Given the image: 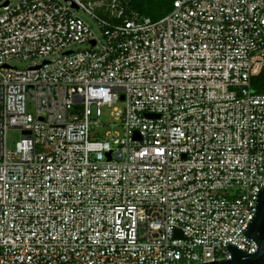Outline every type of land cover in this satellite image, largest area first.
<instances>
[{"label":"built area","instance_id":"1","mask_svg":"<svg viewBox=\"0 0 264 264\" xmlns=\"http://www.w3.org/2000/svg\"><path fill=\"white\" fill-rule=\"evenodd\" d=\"M125 1L0 0V264L257 250L264 0H174L157 20Z\"/></svg>","mask_w":264,"mask_h":264},{"label":"water","instance_id":"2","mask_svg":"<svg viewBox=\"0 0 264 264\" xmlns=\"http://www.w3.org/2000/svg\"><path fill=\"white\" fill-rule=\"evenodd\" d=\"M29 132H25L27 134ZM256 212L245 229L243 236L257 243L254 253H247L236 245L229 243L228 249L232 251L230 259H220L199 264H264V188L258 193Z\"/></svg>","mask_w":264,"mask_h":264},{"label":"trees","instance_id":"3","mask_svg":"<svg viewBox=\"0 0 264 264\" xmlns=\"http://www.w3.org/2000/svg\"><path fill=\"white\" fill-rule=\"evenodd\" d=\"M125 2L128 15L131 16L133 12H139L157 20L170 12L174 0H126ZM253 84L255 92L264 94V73L254 78Z\"/></svg>","mask_w":264,"mask_h":264},{"label":"rangeland","instance_id":"4","mask_svg":"<svg viewBox=\"0 0 264 264\" xmlns=\"http://www.w3.org/2000/svg\"><path fill=\"white\" fill-rule=\"evenodd\" d=\"M93 23V22H92ZM80 48H86V46H80ZM33 62L27 61V62H22V63H16L17 67L20 68H27L31 66ZM29 111L33 109L32 104H29ZM103 115L102 119L106 123L104 127H102L103 133L107 132H118L122 133L123 129L120 126H116L114 119L112 117V111L113 109L109 106H103L102 107ZM22 133L19 130H11L7 133V140H8V147L9 149H13L15 146V143L20 139Z\"/></svg>","mask_w":264,"mask_h":264}]
</instances>
